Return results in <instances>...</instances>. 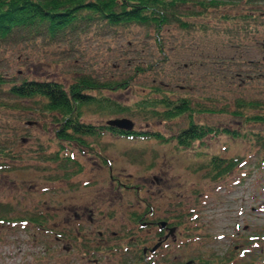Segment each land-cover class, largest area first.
Returning a JSON list of instances; mask_svg holds the SVG:
<instances>
[{"label":"rangeland","instance_id":"rangeland-1","mask_svg":"<svg viewBox=\"0 0 264 264\" xmlns=\"http://www.w3.org/2000/svg\"><path fill=\"white\" fill-rule=\"evenodd\" d=\"M197 7L189 5L196 14L184 11L187 28L174 21L160 31L142 23L96 22L68 40L36 36L0 45V73L8 80L49 77L67 84L81 73L126 79V87L89 92L126 104L130 112L98 107L92 100L82 105L80 121L106 129V119L125 114L137 131L165 135L120 138L105 131L96 141L84 137L100 153L65 146L55 134V116L42 111L38 97L8 95V82L0 84V144L18 155L13 166L0 168V214L6 216L0 220V264H145L148 259L138 257L143 243L152 240V225L136 224L130 212L135 204L150 203L157 209L152 215L177 219L182 213L178 227L189 229L178 245L149 255L155 264L186 257L210 260L200 264L248 259L264 264V162L258 159L263 146L227 133L181 146L171 136L187 125L186 115L161 119L136 108L145 93L188 95L208 107L233 108L240 96L264 102V0ZM232 116L198 112L193 119L264 129V122L243 123ZM212 152L242 157L229 173L211 178L205 169ZM108 164L127 182H140L139 191L111 186ZM76 209L85 212L75 217Z\"/></svg>","mask_w":264,"mask_h":264},{"label":"trees","instance_id":"trees-1","mask_svg":"<svg viewBox=\"0 0 264 264\" xmlns=\"http://www.w3.org/2000/svg\"><path fill=\"white\" fill-rule=\"evenodd\" d=\"M225 0H0V45L19 40H30L37 37L47 38L49 42L68 40L75 38L78 33L87 31L89 25L97 22V25L118 26L128 25L131 22L136 24L153 25L157 31L162 29V25L175 22L187 28L189 22L185 19L188 14L199 11L190 10L189 5L195 3L200 9H207L214 5H219ZM253 1V0H249ZM197 7V8H198ZM197 10V9H196ZM185 15V16H183ZM156 31V32H157ZM139 68V67H137ZM138 70V69H135ZM126 79L111 80L93 78L92 74H80L69 83L64 84L57 78H32L23 76L21 80H8L0 73V84L8 82L6 93L20 98L37 99L38 106H41L44 113L51 112L59 122V133L71 131L68 137L73 140L74 134L93 131L92 124L81 120L82 105L85 103H96L98 107L108 108L116 112H130L132 109L126 104H122L110 97L102 94H93L91 89L99 91L103 89H120L128 86ZM153 90L160 92L159 86H153ZM93 100V101H92ZM40 101V102H39ZM92 101V102H89ZM39 102V103H38ZM138 112H147L152 116L161 119H171L186 115L188 123L178 129L172 138L181 146L204 143L205 137L210 135H220L227 133L230 137L244 136L245 138H255L264 148V129L240 128L231 124L208 123L201 120H194L193 115L200 112H228L232 117L242 118L243 123L264 122V102L263 100H248L240 96L234 102L233 108L224 105L219 107H208L199 100L194 103L188 95H177L171 98L166 94H156L150 96L146 94L140 96L136 101ZM1 103V101H0ZM8 103V102H7ZM2 102L3 105L7 104ZM12 105V104H10ZM16 105V104H15ZM253 108H260L259 111H248ZM107 127V125H106ZM108 128V127H107ZM99 132V130H96ZM158 131V130H157ZM132 132L145 133L142 130ZM74 133V134H73ZM149 133V132H147ZM159 135V132H151V135ZM78 137V136H77ZM81 139V138H80ZM78 139V140H80ZM75 140V139H74ZM76 140V141H78ZM86 139L83 137L80 142ZM262 148V149H263ZM18 155L11 153L7 147L0 144V168L14 165ZM241 155H223L212 152L208 161L209 166L205 172L211 178L223 176L229 173L233 166L241 160ZM259 162H264V149L258 157ZM1 207V205H0ZM4 214H0V220L5 219ZM31 219V218H30ZM43 219V218H42ZM40 224V222L37 221ZM251 263V262H250ZM249 259L244 264H250ZM254 263V262H253Z\"/></svg>","mask_w":264,"mask_h":264},{"label":"flooded vegetation","instance_id":"flooded-vegetation-1","mask_svg":"<svg viewBox=\"0 0 264 264\" xmlns=\"http://www.w3.org/2000/svg\"><path fill=\"white\" fill-rule=\"evenodd\" d=\"M194 103H196L197 101H194ZM56 122V125L59 126L57 123L58 121H55ZM108 128L105 129L104 126H97V125H94L93 124V131H89V132H82L81 134L79 133H76L74 134L75 136V140H70V137H68L71 133L72 130H70L68 128V130L66 132H62V133H59L58 132V129L59 127L56 129V132L55 134H57V136L59 138H63L64 141H67L65 142V146H68V145H74V147H77L78 150H83L85 149L84 146L88 147L87 149L89 151H94L95 152H98L100 153L99 151L100 150H97V146H96V143L94 142V146H92V144L89 142V141H84L83 143L80 142L81 139H83V137H85L86 139L88 138H95V141L97 140V133H99V135L101 134H104L105 131L109 132V133H113V134H117V136H119L120 138H136V137H144L148 134V136H152L151 133H135V132H132L133 130H137V129H133V130H130V131H127L126 129H121L119 127H117L116 125L114 126H111V125H108ZM104 127V128H102ZM96 130H99V132H97ZM163 136H165L164 134H162ZM162 135L160 134V136L158 137H162ZM78 136V137H77ZM156 136V135H155ZM81 138V139H80ZM80 139V140H78ZM78 140V141H76ZM89 140V139H88ZM91 145V146H90ZM71 150V149H70ZM72 151V150H71ZM74 151V150H73ZM75 152V151H74ZM82 153V151H80ZM96 155V153H95ZM74 154L73 155H67L68 158L72 157L73 158ZM106 156V155H105ZM107 157V156H106ZM110 158L107 157V160H109ZM108 167H109V176L112 177V180L110 181V184L111 186H114V188H118L120 190V188H123V187H132V188H135V190L139 191L140 189V182H127V180L125 179H122L121 177H119L118 175H115L112 171H113V167H111V165L108 164ZM121 191V190H120ZM87 207H88V210L87 211V216L89 218L92 217V208L91 206H89L87 204ZM86 207V208H87ZM134 210H132L131 213V216L132 218L135 219V223L136 224H141L142 226H145L147 228H149L151 225H152V229H153V237H152V240L149 241L148 243H143V246L141 248V250H144V254L142 253V255H139V259L143 257L147 258L148 259V262H146L144 260V263L145 264H155L156 261L154 260V258H149V255L155 253V252H159L161 249H163V247H169L173 244H179V242L177 241H181V239L183 238V241H184V238H186V236L188 235L189 236V229L185 226H183V231L181 230L180 227V222L181 220L183 219V216H182V213H178L177 216L179 218H174L173 216H169L167 214H155V215H152L153 212L157 211L156 208H154L151 203L150 204H144L143 207H139L138 205L135 204V206L133 207ZM85 211H78L77 209L75 210V217L76 215H78L79 217L81 215L84 214ZM184 216L187 215V212L183 213ZM98 230L100 231V234H103L104 231H102L101 229L98 228ZM182 231V233H180ZM115 232V230H114ZM68 234V237L70 236L69 232L65 233V235ZM182 235V236H181ZM190 235H194V234H190ZM162 251V250H161ZM147 253L148 256H147ZM190 260V262L188 263H185V264H200V263H206V262H209L210 260H208L207 258L206 259H197V258H192V257H186L184 260H178V261H175L173 264H182L185 262V260ZM140 264H143V262H140Z\"/></svg>","mask_w":264,"mask_h":264},{"label":"water","instance_id":"water-1","mask_svg":"<svg viewBox=\"0 0 264 264\" xmlns=\"http://www.w3.org/2000/svg\"><path fill=\"white\" fill-rule=\"evenodd\" d=\"M105 121H106V124H110L112 126L116 125L117 127L121 129H126V130H130L131 128L134 127V124H135L133 120L126 115L120 116V117L114 116V117L106 119ZM188 262H190L189 259L187 261L185 260V262L182 264H185Z\"/></svg>","mask_w":264,"mask_h":264}]
</instances>
